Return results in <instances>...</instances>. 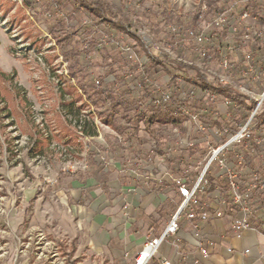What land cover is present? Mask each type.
I'll list each match as a JSON object with an SVG mask.
<instances>
[{
    "label": "rangeland",
    "instance_id": "rangeland-1",
    "mask_svg": "<svg viewBox=\"0 0 264 264\" xmlns=\"http://www.w3.org/2000/svg\"><path fill=\"white\" fill-rule=\"evenodd\" d=\"M106 1L114 8L121 7L122 0ZM141 3L144 7L160 6L175 13L202 7L207 13L197 25L207 33L212 28L209 13L219 6L220 0H142ZM64 12L69 14L71 6L65 5ZM71 20L72 17L67 18L68 22ZM149 24L152 38L162 46L167 37L163 24ZM122 32L120 37L124 43L140 41L138 35ZM58 36L40 17L33 21L23 9L0 0V264H77L74 246L80 243L79 238L70 241L65 232L80 227L74 212L78 206L69 196L65 201L64 193L69 194V189H73L71 181L78 187L80 180L86 182L87 147L86 138L70 123L73 115L66 114L63 106L75 99L78 101L74 106H79L85 103V97L70 87L73 80L68 75V62L56 46ZM115 52L101 51L100 65L92 72L101 74L104 64ZM168 52L160 59L161 63L154 65L157 83L161 85L173 82L169 78L175 70V56L172 49ZM133 56L132 52L135 59ZM148 61L146 55L139 60L140 63ZM198 66L207 75L220 72L215 60L207 64L199 62ZM112 80V75L106 78V82ZM87 111L92 114L87 120L93 119L96 131L92 142L107 147V140L114 141L117 133L102 123L101 114L90 104L83 105L80 119H83L82 112ZM116 117L120 124L134 119L131 109L119 110ZM138 134L143 141L142 148L150 152L151 172L162 180L160 174L167 167L166 150L184 144L194 131L184 124L164 123L155 125L154 132L150 133L144 122L139 121ZM193 144L195 154L201 157L209 146V139ZM127 171H119L117 167L105 168L99 173L103 193L110 200L117 197L108 184L110 179L117 176L116 172ZM129 173L138 182L145 180L144 174L137 170ZM163 176L173 183L174 175ZM88 199L87 196L85 203ZM175 200L180 202L178 196ZM86 255L89 264L96 261L95 254Z\"/></svg>",
    "mask_w": 264,
    "mask_h": 264
},
{
    "label": "built area",
    "instance_id": "built-area-1",
    "mask_svg": "<svg viewBox=\"0 0 264 264\" xmlns=\"http://www.w3.org/2000/svg\"><path fill=\"white\" fill-rule=\"evenodd\" d=\"M6 1L23 9L28 18L35 21L37 16L26 4V0ZM124 6L130 10H141L144 7L137 0L125 2ZM199 9L200 20L207 12L202 7ZM251 10H254L256 15H253ZM260 18H264V0H226L225 5L220 1L219 6L209 13L212 28L207 33L198 25L184 31L183 36L191 39L195 48L202 52L196 65L206 80L213 85L231 87L241 97V101H235L215 91L199 88L200 97L206 100V108L201 111L209 114L203 118L200 110L190 109L186 105L192 95L186 93L185 87H195L182 75L179 76V73H182L180 68H176L169 78L176 81L179 88L177 100L171 96L170 80L163 85L156 81L149 89L150 94L154 95L152 98L144 86V83L151 81L149 75L141 68L144 63L139 62L141 58H137L136 53L121 37L117 39L113 32L105 31L101 25L93 24L89 17L83 16L82 23L92 25L97 37L94 41L86 40L85 46H112L137 68L134 74H130L127 67L124 72L130 79L131 95L139 100V109L149 103L161 108H176L182 114L180 124L188 126L194 134L203 133V136L197 139H190L191 136L188 135L184 144L168 148L166 152L178 148L185 156L193 150L194 142L209 139V146L201 157L192 161L181 159L180 174L172 177L180 202L163 230L146 242L136 254L133 264H146L163 240L178 232L182 218L187 220V228L195 229L199 222L212 221L230 211L233 214V231L240 232L253 227L264 230V20ZM161 23L167 34L162 46L152 38L151 27L146 20L132 15L131 24H125L128 32L139 36L144 48L153 47L147 51L146 56L149 59L156 56L160 50L166 56L169 49L174 53L173 48L181 34L177 23ZM253 45L259 48L253 49ZM205 51L212 57L210 62H218V74L207 75L198 66L199 62L205 64L202 59ZM132 52L135 59L132 58ZM174 56L178 59L174 61L181 60L175 53ZM182 61L186 62L183 58ZM71 79L73 80L72 77ZM106 108L107 105L96 110L101 114ZM235 112L243 117L234 118ZM117 137L119 138L118 134ZM85 138L87 139L86 136ZM214 178H224L226 184L222 186L217 182L216 188ZM212 186L214 188L211 190ZM202 196L206 199L195 207L194 204ZM161 264L171 262L163 259Z\"/></svg>",
    "mask_w": 264,
    "mask_h": 264
},
{
    "label": "trees",
    "instance_id": "trees-1",
    "mask_svg": "<svg viewBox=\"0 0 264 264\" xmlns=\"http://www.w3.org/2000/svg\"><path fill=\"white\" fill-rule=\"evenodd\" d=\"M134 0H122L121 7L114 8L106 0H26V4L32 9L36 16L45 22L54 33L59 34L56 39V46L62 58L68 62V75L73 78V84L70 85L73 92L80 91L85 97L79 106H74L78 99L72 100L65 104L66 114H72L73 126L78 128L80 133L86 139L87 151L85 153L86 172L92 175L98 167H106L112 164H119L127 170H137L139 165H146L150 161V152L142 148V138L138 134L139 121H143L145 128L150 132H154L157 124H168L169 126H178L182 119L180 110L176 108H161L147 104L139 109V100L135 99L129 90L130 79L125 76V67L129 69L130 74H134L137 68L131 60L122 56L112 46L102 45L100 47L85 46V41H94L97 39L96 33L92 30V25L82 23L84 15L89 17L93 24L101 25L105 31L113 32L117 39H120L121 33L128 32L125 24H131V16L136 15L146 20L148 23L157 25L163 21L177 23L180 26V36L174 46L176 57H180V61H174V69L180 68L182 77L191 82L195 88L185 87L186 93L191 94L192 98L187 101L186 105L193 110H203L206 108V100L200 97L199 88L206 91H215L231 100L241 101L240 95L231 87H221L208 82L205 76L199 71L196 62L200 58L201 51L195 48L193 41L183 36L184 31L189 27H197L199 14L201 10L198 8L188 13H175L166 10L160 6L143 7L141 10H130L125 8V2ZM142 2V0H137ZM225 5L226 0H220ZM71 6V12H64L65 5ZM256 15L254 10H251ZM72 17V22H68L67 18ZM264 20V18H260ZM168 44V42H166ZM128 46L136 53L140 59L147 54L148 49L138 41L128 43ZM259 48L253 45V49ZM116 51L109 62L104 64V71L95 75L92 70L95 66L100 65L99 56L101 51ZM202 58L205 64L212 60L210 54L205 51ZM166 54L158 51L156 56H152L150 61L141 64V68L149 75L150 81L144 83L146 91L149 95V89L157 81L158 72L154 70V65L161 63L160 59ZM186 62L182 58L187 57ZM112 75L113 80L106 82V78ZM172 91V98L177 100L179 88L176 81L169 84ZM154 98V95H151ZM220 99V98H219ZM218 99V100H219ZM100 108L107 105V108L101 113V121L103 124L112 128L119 138L114 141L107 140L108 146L95 145L91 137L96 135L95 126L91 117V111L82 112L83 119H80L83 105ZM89 109V108H88ZM133 111V120H128L125 124L117 122V113L119 110ZM204 117H208V113H202ZM237 112L234 118H240ZM264 117V113H263ZM81 121V122H80ZM213 125V124H212ZM219 125V124H217ZM203 136L202 132H198L191 136L190 139H197ZM169 164L180 163L184 157L182 151L178 148L166 152ZM194 150H190L187 154L189 161L198 159ZM219 183L224 186L226 181L224 178L219 179ZM166 186L164 181L160 182V187ZM160 187L155 188L156 190Z\"/></svg>",
    "mask_w": 264,
    "mask_h": 264
},
{
    "label": "crops",
    "instance_id": "crops-1",
    "mask_svg": "<svg viewBox=\"0 0 264 264\" xmlns=\"http://www.w3.org/2000/svg\"><path fill=\"white\" fill-rule=\"evenodd\" d=\"M183 158L187 159V155ZM166 162L167 167L160 174L162 180L151 172L152 158L137 169L144 174V181L138 182L129 173L132 170L126 174L116 172L117 176L108 183L117 195L113 200L104 195L98 176L105 168L118 167L120 171L119 164L98 167L92 175L86 172V182L80 180V187L71 181L73 189L64 197L65 201L68 196L73 198L77 204L74 212L80 227L65 233L70 241L79 238L80 243L74 246L77 264H89L85 258L89 252L96 256L92 264H133L145 243L163 230L178 205L175 197H179L175 184L163 175L180 174V163L170 165L167 156ZM162 181L166 186L160 187ZM213 182L217 184L219 179L214 178ZM205 199L202 196L194 206ZM232 218L228 211L212 221L199 222L195 229L187 228V220L182 218L178 232L168 235L146 264H161L163 259L171 264H264V230L253 227L235 232L231 229Z\"/></svg>",
    "mask_w": 264,
    "mask_h": 264
}]
</instances>
